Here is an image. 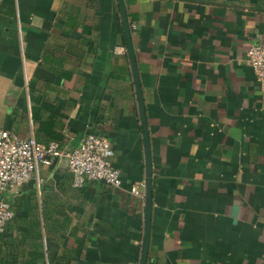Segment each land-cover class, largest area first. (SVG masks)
I'll return each mask as SVG.
<instances>
[{
  "label": "crops",
  "instance_id": "obj_1",
  "mask_svg": "<svg viewBox=\"0 0 264 264\" xmlns=\"http://www.w3.org/2000/svg\"><path fill=\"white\" fill-rule=\"evenodd\" d=\"M152 159L147 264H264V96L248 47L264 0H124ZM116 0H0V128L64 150L110 142L121 185L64 159L2 197L0 264H138L144 182Z\"/></svg>",
  "mask_w": 264,
  "mask_h": 264
},
{
  "label": "built area",
  "instance_id": "obj_2",
  "mask_svg": "<svg viewBox=\"0 0 264 264\" xmlns=\"http://www.w3.org/2000/svg\"><path fill=\"white\" fill-rule=\"evenodd\" d=\"M244 62L253 69L264 96V45L248 47ZM113 156L108 139L96 134H89L77 146L64 150L56 141L40 143L32 135L18 138L0 128V234L14 216L11 205L2 197L7 188L20 186L36 177L41 166H52L61 159L67 163L73 187L81 188L88 181L120 187V174L113 165ZM143 191L144 182L131 187V192L142 199Z\"/></svg>",
  "mask_w": 264,
  "mask_h": 264
},
{
  "label": "water",
  "instance_id": "obj_3",
  "mask_svg": "<svg viewBox=\"0 0 264 264\" xmlns=\"http://www.w3.org/2000/svg\"><path fill=\"white\" fill-rule=\"evenodd\" d=\"M119 7V14L122 24V31L125 40V47L128 54L130 69L134 84L135 95L137 99V108L139 112V120L142 133L143 155H144V191H143V205H144V224L143 233L140 246V256L138 264H147V254L150 244L151 234V212H152V159L150 152V142L147 127V120L145 114L144 100L142 96V89L138 68L136 64L134 48L132 43L131 28L127 18L126 7L124 0H116Z\"/></svg>",
  "mask_w": 264,
  "mask_h": 264
}]
</instances>
